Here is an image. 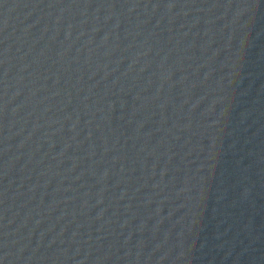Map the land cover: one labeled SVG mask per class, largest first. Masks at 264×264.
<instances>
[{"label":"water","instance_id":"95a60500","mask_svg":"<svg viewBox=\"0 0 264 264\" xmlns=\"http://www.w3.org/2000/svg\"><path fill=\"white\" fill-rule=\"evenodd\" d=\"M0 264H264V0H0Z\"/></svg>","mask_w":264,"mask_h":264}]
</instances>
